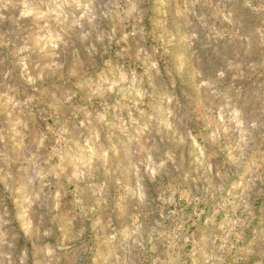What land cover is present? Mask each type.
Segmentation results:
<instances>
[{
  "label": "clouds",
  "instance_id": "obj_1",
  "mask_svg": "<svg viewBox=\"0 0 264 264\" xmlns=\"http://www.w3.org/2000/svg\"><path fill=\"white\" fill-rule=\"evenodd\" d=\"M75 3L74 43L91 59L97 55L92 45L110 39L123 61H114L104 48L108 59L87 78L88 104L68 81L46 86L33 60L61 40L52 24L68 20L66 0H0L3 11L17 13L11 18L0 15V20L13 23L0 51V106L6 115L0 123V170L13 183L18 173L23 174L30 187L27 199L20 203L23 217H32L48 200L51 211L57 205L70 207L88 220L96 209L86 208L77 198L79 186L103 170L113 179L115 193L109 196L107 185L100 184L97 193L103 195L97 205L106 203L120 213L123 226L109 214L105 222H97L99 235L94 240L88 224L36 227L24 219V235L36 237L30 256L28 247L20 245L16 223L5 212L0 223V264H65L74 249L78 251L70 264H264V207L256 199L264 196V80L253 81L254 86L245 89L223 76L231 63L243 69L233 80L243 79L244 73L249 80L257 73L264 77V0H175L176 15L190 29L184 39L197 50L211 46L217 29L234 45L225 63L201 69L191 112H182L173 100L169 105L173 115L165 117L170 124L155 127L164 131L179 124L183 128L180 147L191 143L190 134L199 141L204 151L193 149L198 167L191 178L181 175L175 152L150 143L141 146L153 129L147 109L142 114L137 105L150 103L145 78L155 75L153 62L160 56L135 53L133 57L121 45L141 33L151 40L152 32L145 31L150 20L148 0ZM110 20L120 30L119 39L115 28L106 27ZM23 21L30 26L25 28ZM161 24L166 26L167 20ZM164 32L175 39L166 27ZM59 65L63 72L64 65ZM80 72L87 73V65L77 50L68 79ZM200 80L210 87H201ZM138 88L143 93L140 98ZM106 96H123L126 109L134 110V117L128 111V119L115 117L133 147L102 143L99 124L109 118ZM193 121L202 127H193ZM72 131L79 133L82 143L73 142ZM122 150L133 171V185H124L117 174ZM14 152L21 154L19 159ZM213 176L219 184L211 182Z\"/></svg>",
  "mask_w": 264,
  "mask_h": 264
},
{
  "label": "rangeland",
  "instance_id": "obj_2",
  "mask_svg": "<svg viewBox=\"0 0 264 264\" xmlns=\"http://www.w3.org/2000/svg\"><path fill=\"white\" fill-rule=\"evenodd\" d=\"M67 11L70 13L67 21L56 25L52 24L54 31L59 32L61 40L54 42V47L45 48L44 52L33 57V60L39 64V70L43 72L45 76V85L51 86L64 85L65 81H68V86L78 88L81 99L84 103L88 104L89 89L87 86L88 75H95L100 67H103L104 60L108 59V55L112 56L114 61L123 62L120 57L116 56V52L120 49L117 48L112 40L100 39L96 41L92 46L96 48L97 55L94 58H89L84 52L83 47L78 42H75L76 29L73 27L74 16L78 15L76 9L75 0H66ZM148 6L150 10V20L148 21V28L145 31H151L153 36L151 40L145 39L143 33L137 36L128 37L126 44H122L121 47L127 48L129 55L135 56L148 54L160 56L159 60L153 62L152 70L155 73L153 76L149 74L146 79V87L148 88V95L151 97L150 103L145 106L137 105L140 108L141 113L147 109L149 113L148 123L153 129L152 135L148 136L147 133L143 137V144H153L161 149H168L176 154L177 164L182 167V176H188L189 178L195 175L198 164L194 155L193 149L197 152H203L204 149L200 147L199 141L195 139L194 135H189V142L184 147H180L178 144V138L183 134V128L177 124L174 128H165L164 131H160L155 127L157 124H164L167 126L170 124V120L165 117H171L173 115L169 105L173 100L179 102V107L182 112H191L194 107L197 92L195 89V79H199L203 72L201 69L205 66L214 67L217 63H225L224 58L229 54L233 48V44H230L217 29L213 33V38L210 40V47H205L197 50L195 45L188 42L184 37L188 34L190 29L187 26V22L183 17L176 15L175 0H148ZM167 13L165 17L163 13ZM0 15L4 17H14L17 13H14L11 9L7 12L3 11L0 7ZM167 20V25L162 26L161 22ZM23 26L28 28L30 22L23 21ZM13 27L11 19L0 20V51H2V45L8 31ZM106 27L111 30L116 29V36L119 39L121 33L116 26L115 21L110 20ZM167 28L171 36L175 39H171L164 32V28ZM114 44V45H113ZM158 45L159 47H154ZM104 48L107 50V54H104ZM151 49V51H149ZM79 50L80 56L85 60L87 65V73L80 72L78 76L72 80L68 79V73L72 69L73 62L75 60L76 52ZM162 51V55H161ZM123 55V54H122ZM64 65V70L61 72L60 65ZM227 72L223 74L224 79L232 83L242 85L245 89H249L253 85V81L259 82L264 80V77L256 76L252 77V80L247 78V74L244 73L243 79H235L233 77H239L243 73L242 68H234L231 63L226 64ZM135 73L133 76L135 77ZM126 79L127 77L124 76ZM238 85V86H239ZM201 87H210L208 81L200 80ZM254 86V85H253ZM138 93L143 96V93L138 88ZM171 93V95H169ZM47 100V97H45ZM105 100L109 106V118L108 123L99 124L102 129L101 141L105 146H110L111 143H115L120 147L121 143L128 144L129 147H133L134 143H129L130 136L124 135L119 126L116 116L122 115L124 119H128V113L135 116L134 110L131 108L126 109L128 101L123 96H106ZM89 111H93L91 104ZM62 115L65 114L61 109ZM6 120V115L2 106H0V123ZM146 121V118H145ZM193 127H202L199 121H193ZM151 131V130H150ZM71 139L74 143H82L80 135L77 131H72ZM14 156L19 159L21 154L15 153ZM149 159H154L149 156ZM2 169V166H0ZM118 176L124 185L134 184V175L128 159L125 158L123 150L121 152V158L119 162ZM235 181L238 177L233 176ZM213 184H219L220 181L214 176L210 178ZM100 184H106L105 190L110 196L111 193H115L113 185V179L107 175L103 170L100 173L94 174L92 179L88 183H83L79 186L77 198L86 208H95V212L91 214L90 220L78 215V210L73 211L70 207H63L60 205L55 206L54 212L50 210V201L45 200L41 208L33 214L32 217L25 215L22 216V209L20 203L23 197L27 199V195L30 192V187L27 185L23 174H17V182L13 183L8 178L3 170H0V223L4 222L5 212L10 221L16 223L17 230L21 233L20 245L22 247H28L30 256L33 255L32 245L36 240L34 233H29L25 236L23 231L24 219H27L31 224L36 227L43 225L55 226L59 225L62 228H71L78 223L88 224L89 236L96 240L99 235V227L97 222H105L109 216L112 215L114 223L118 226H123V221L120 219V213L115 210H110L106 203L97 205L99 196L103 195V191L97 193V187ZM191 184V179H189ZM92 185H95L93 187ZM35 191L39 193V189ZM255 196V194H254ZM258 206L264 207V196H257ZM111 211V212H110ZM198 242L200 237L197 236ZM200 246H203L201 243ZM78 249H74L69 253V260L65 264H70L71 258L76 254Z\"/></svg>",
  "mask_w": 264,
  "mask_h": 264
}]
</instances>
